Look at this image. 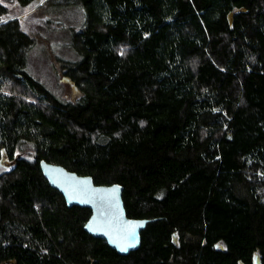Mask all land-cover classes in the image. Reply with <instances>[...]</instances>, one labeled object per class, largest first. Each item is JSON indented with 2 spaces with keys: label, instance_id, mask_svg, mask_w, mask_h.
I'll list each match as a JSON object with an SVG mask.
<instances>
[{
  "label": "trees",
  "instance_id": "1",
  "mask_svg": "<svg viewBox=\"0 0 264 264\" xmlns=\"http://www.w3.org/2000/svg\"><path fill=\"white\" fill-rule=\"evenodd\" d=\"M0 1V264H264V0H48L75 7L63 101L27 71L32 36ZM13 7V8H12ZM17 9V11H12ZM61 24H56L60 27ZM120 184L147 219L120 255L40 162Z\"/></svg>",
  "mask_w": 264,
  "mask_h": 264
},
{
  "label": "rangeland",
  "instance_id": "2",
  "mask_svg": "<svg viewBox=\"0 0 264 264\" xmlns=\"http://www.w3.org/2000/svg\"><path fill=\"white\" fill-rule=\"evenodd\" d=\"M0 1L9 6L13 5L12 0ZM47 2L48 0H39L17 16L21 19L23 30L33 39V46L28 55L27 71L58 99L73 100L79 96V91L63 74L62 66L79 60V56L71 47L70 27L82 28L84 15L81 9L51 6ZM56 24L61 26L56 27ZM11 166L12 162L4 158L0 161V172Z\"/></svg>",
  "mask_w": 264,
  "mask_h": 264
},
{
  "label": "water",
  "instance_id": "3",
  "mask_svg": "<svg viewBox=\"0 0 264 264\" xmlns=\"http://www.w3.org/2000/svg\"><path fill=\"white\" fill-rule=\"evenodd\" d=\"M40 167L49 185L62 194L68 207L91 210L84 227L88 234L105 240L120 255H127L141 246L142 232L149 220L128 217L122 185H96L92 176L79 175L45 160L40 162Z\"/></svg>",
  "mask_w": 264,
  "mask_h": 264
},
{
  "label": "snow or ice",
  "instance_id": "4",
  "mask_svg": "<svg viewBox=\"0 0 264 264\" xmlns=\"http://www.w3.org/2000/svg\"><path fill=\"white\" fill-rule=\"evenodd\" d=\"M121 250H126V249H121Z\"/></svg>",
  "mask_w": 264,
  "mask_h": 264
}]
</instances>
